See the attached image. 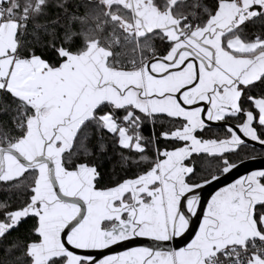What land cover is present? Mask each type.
Instances as JSON below:
<instances>
[{
  "label": "snow or ice",
  "instance_id": "snow-or-ice-1",
  "mask_svg": "<svg viewBox=\"0 0 264 264\" xmlns=\"http://www.w3.org/2000/svg\"><path fill=\"white\" fill-rule=\"evenodd\" d=\"M256 25L264 0H0V264H264V170L199 193L264 152ZM107 141L131 175L101 187Z\"/></svg>",
  "mask_w": 264,
  "mask_h": 264
},
{
  "label": "trees",
  "instance_id": "trees-1",
  "mask_svg": "<svg viewBox=\"0 0 264 264\" xmlns=\"http://www.w3.org/2000/svg\"><path fill=\"white\" fill-rule=\"evenodd\" d=\"M198 2V0H185V3H196ZM204 2H210V0H204ZM187 10V9H185ZM253 31L259 33V32H264V29L261 28L260 25H256L253 28ZM128 56H131L132 53L131 51L127 52ZM8 120L7 116L4 115H0V127H2L4 125V123ZM10 127V125H9ZM170 129L171 126L168 124H157L155 131L157 134H159L161 131L165 130V129ZM216 131L222 133L223 129H215ZM142 132L143 134L147 137L151 134V129L149 127V125H145L142 128ZM211 135V133H209V136ZM157 143L159 144V146L161 148L163 147H171L169 144H167V142H165L164 140H159L157 141ZM108 144V151L107 154H100L97 157V162L101 165L100 167V171L103 175V181L102 184L100 185L101 187H103L104 185H112L115 183L116 180L125 177L126 175L130 176L131 173H125L124 171L121 170V168L119 167L117 161L119 159L118 155L116 154L118 149H115L113 147V144L111 141H107ZM149 151H152V146L149 147ZM246 152L251 153L252 155H254L256 158L255 159H264V152L261 151V149L255 148L250 146L249 148L245 149ZM253 160V159H251ZM249 161V160H247ZM202 164L201 161L199 159H197V163H196V168L197 170H199L201 168ZM204 166L208 167V161L204 162ZM9 195L8 192L4 191L3 185H0V200L6 198ZM12 195V201L13 204L12 206L15 207L18 204V201L16 200V193L15 191L11 194ZM30 226V225H29ZM27 227L21 229V231L19 233H14L13 237L10 238V240L8 241V243H11V239L19 236L22 239H27ZM19 254V253H17ZM4 249L3 247H0V259H4ZM10 259V257H8Z\"/></svg>",
  "mask_w": 264,
  "mask_h": 264
},
{
  "label": "water",
  "instance_id": "water-1",
  "mask_svg": "<svg viewBox=\"0 0 264 264\" xmlns=\"http://www.w3.org/2000/svg\"><path fill=\"white\" fill-rule=\"evenodd\" d=\"M215 127V126H214ZM238 131V130H237ZM252 147L261 149V146L254 145V142H248ZM264 170V159H253L245 161L239 165V168L234 170V173L228 174L227 177H221L220 180L213 182L211 185H206L203 189L199 190L201 195V205L203 209H206L208 201L211 199V196L215 194L216 191L227 186L228 184L234 182L236 179L241 178L242 176L249 174L252 171ZM199 218H193V227H190L189 232L185 236L178 238L177 242L174 243V247L180 248L185 247L187 243H190L194 238L196 231L199 229V224L202 221L203 212H198ZM153 242L146 241L144 239H139L134 242H127L123 246H116L113 251H108L106 254H118L123 251L130 250L133 247H152ZM172 244H165V246H171Z\"/></svg>",
  "mask_w": 264,
  "mask_h": 264
},
{
  "label": "flooded vegetation",
  "instance_id": "flooded-vegetation-1",
  "mask_svg": "<svg viewBox=\"0 0 264 264\" xmlns=\"http://www.w3.org/2000/svg\"><path fill=\"white\" fill-rule=\"evenodd\" d=\"M214 129H215V127H214ZM220 129V128H219ZM187 163V162H186ZM141 239H143V238H141ZM116 246H114V248H115ZM152 247H155V245H152ZM165 247H168V246H165ZM169 247H174V243L171 245V246H169ZM108 251H113L112 249H110V250H106V252H108ZM119 254V253H118Z\"/></svg>",
  "mask_w": 264,
  "mask_h": 264
},
{
  "label": "built area",
  "instance_id": "built-area-1",
  "mask_svg": "<svg viewBox=\"0 0 264 264\" xmlns=\"http://www.w3.org/2000/svg\"><path fill=\"white\" fill-rule=\"evenodd\" d=\"M257 243L259 244L260 242H259V241H257Z\"/></svg>",
  "mask_w": 264,
  "mask_h": 264
}]
</instances>
